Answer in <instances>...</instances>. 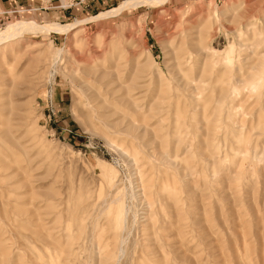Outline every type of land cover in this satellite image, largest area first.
Masks as SVG:
<instances>
[{
  "label": "rangeland",
  "instance_id": "obj_1",
  "mask_svg": "<svg viewBox=\"0 0 264 264\" xmlns=\"http://www.w3.org/2000/svg\"><path fill=\"white\" fill-rule=\"evenodd\" d=\"M124 1L0 0V30ZM111 16L0 46V264H264V0Z\"/></svg>",
  "mask_w": 264,
  "mask_h": 264
},
{
  "label": "bare ground",
  "instance_id": "obj_2",
  "mask_svg": "<svg viewBox=\"0 0 264 264\" xmlns=\"http://www.w3.org/2000/svg\"><path fill=\"white\" fill-rule=\"evenodd\" d=\"M167 1H169V0H126V1L122 2L119 6H117L116 8H114V9H112V10L106 12V13H101L98 16H95V17H92V18H89V19H85V20H82V21H75V22H72L69 25L48 24V25H42L41 26V25H37L34 22L19 21L17 23H13V24L8 25L6 28H4L5 30H3V31L0 30V46L2 44L7 43L11 39L17 38L18 36L22 35L24 32H26L28 30H45L47 32L56 31V32L67 33L69 31L75 30L76 28H78L79 26H81L84 23L88 22L89 20L97 19L100 16H103V17H105V16L109 17L111 15L115 16V15L123 12L124 10L135 8L137 6L139 7L141 5L142 6L143 5L144 6L148 5V6L159 7V6L164 5L165 3H167ZM61 54H62L61 52H56V54H55V58H54V60L52 62L55 68L58 66V64H59V62L61 60ZM49 75L52 76L51 68H50V71H49ZM133 193H135V192L132 191L131 199L134 198V194ZM112 204H114V203H112ZM149 204H150V202H148V205ZM112 206H114V205H112ZM129 211H130L129 209H124L123 210L122 220H121V222H122L121 224L123 226H127L126 225L127 224V216H128V212ZM152 214H153V209L149 208V210L147 212V216L148 217H147L146 222H149L151 224H152ZM134 220L136 221V217L135 216H134ZM124 228H126V227H124ZM125 231H126V229H125ZM126 243H127L126 240H124V238H123L122 244H121V248L119 249V253H118L119 257H118L116 263L119 262L120 258L124 254V248L123 247H124V244H126Z\"/></svg>",
  "mask_w": 264,
  "mask_h": 264
},
{
  "label": "built area",
  "instance_id": "obj_3",
  "mask_svg": "<svg viewBox=\"0 0 264 264\" xmlns=\"http://www.w3.org/2000/svg\"><path fill=\"white\" fill-rule=\"evenodd\" d=\"M49 111L53 113V105L49 106Z\"/></svg>",
  "mask_w": 264,
  "mask_h": 264
}]
</instances>
